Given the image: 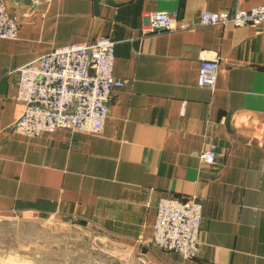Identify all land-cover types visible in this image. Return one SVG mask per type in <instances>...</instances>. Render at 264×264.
<instances>
[{
    "label": "crops",
    "instance_id": "0c3cea01",
    "mask_svg": "<svg viewBox=\"0 0 264 264\" xmlns=\"http://www.w3.org/2000/svg\"><path fill=\"white\" fill-rule=\"evenodd\" d=\"M16 39L0 38V220L48 216L97 227L108 264H264V35L254 24L200 25L264 0H4ZM167 11L187 29L156 32ZM107 36L114 92L101 134L28 136L16 122V69L39 55ZM202 58H218L213 88ZM214 145L216 163L200 159ZM204 201L196 258L153 243L163 199ZM108 246L111 247L110 250Z\"/></svg>",
    "mask_w": 264,
    "mask_h": 264
},
{
    "label": "built area",
    "instance_id": "2783aa9c",
    "mask_svg": "<svg viewBox=\"0 0 264 264\" xmlns=\"http://www.w3.org/2000/svg\"><path fill=\"white\" fill-rule=\"evenodd\" d=\"M254 24L264 35V6L233 13L204 11L200 25ZM148 24L156 32L193 27L167 11L151 14ZM19 32L4 0H0V38L16 39ZM116 42L107 36L90 44L69 45L39 55L16 69L19 74L17 100L24 111L15 127L28 136L50 134L57 129L89 135L101 134L109 116V103L125 81L114 74ZM220 67L218 58H202L200 85L213 88ZM219 155L214 145L201 152L203 163H216ZM204 197L193 193L186 198L163 199L154 225L153 243L157 247L186 258H196L201 251Z\"/></svg>",
    "mask_w": 264,
    "mask_h": 264
},
{
    "label": "rangeland",
    "instance_id": "374dc122",
    "mask_svg": "<svg viewBox=\"0 0 264 264\" xmlns=\"http://www.w3.org/2000/svg\"><path fill=\"white\" fill-rule=\"evenodd\" d=\"M104 241L97 227L71 219L0 220V264H108Z\"/></svg>",
    "mask_w": 264,
    "mask_h": 264
},
{
    "label": "water",
    "instance_id": "95a60500",
    "mask_svg": "<svg viewBox=\"0 0 264 264\" xmlns=\"http://www.w3.org/2000/svg\"><path fill=\"white\" fill-rule=\"evenodd\" d=\"M97 1H98V0H97ZM7 264H24V263L10 262V263H7Z\"/></svg>",
    "mask_w": 264,
    "mask_h": 264
}]
</instances>
